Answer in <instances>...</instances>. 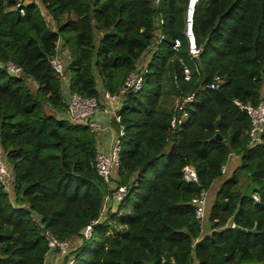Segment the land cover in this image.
Wrapping results in <instances>:
<instances>
[{
  "label": "trees",
  "instance_id": "obj_1",
  "mask_svg": "<svg viewBox=\"0 0 264 264\" xmlns=\"http://www.w3.org/2000/svg\"><path fill=\"white\" fill-rule=\"evenodd\" d=\"M188 1L0 0V159L13 178L9 189L0 184V264H46V230L70 242L64 264H264V144L251 146L250 119L235 104L264 103V0H200L197 58L185 37ZM57 54L65 81L51 66ZM143 57L149 72L119 112L126 136L108 184L96 167L100 134L68 119L64 83L101 102L104 92L119 94ZM193 93L189 118L172 128L178 99ZM237 158L246 189L221 173ZM187 166L198 184L184 181ZM251 186L260 203L245 197ZM216 189L202 229L192 200Z\"/></svg>",
  "mask_w": 264,
  "mask_h": 264
},
{
  "label": "built area",
  "instance_id": "obj_2",
  "mask_svg": "<svg viewBox=\"0 0 264 264\" xmlns=\"http://www.w3.org/2000/svg\"><path fill=\"white\" fill-rule=\"evenodd\" d=\"M200 0H189L187 4V9L185 12V37L187 39L189 47V56L191 58H197L201 49L197 45L196 37L194 34V21L196 8ZM23 3L17 5V10L20 12L21 17L25 16ZM165 40L164 35L160 36L158 44L161 45ZM183 43L180 39H176L172 51L176 55L181 51ZM142 62L138 64V68L133 71L125 80L124 85L120 89L119 94L113 95L110 92H104L102 94L103 100L108 103L111 108L104 107L94 98H86L78 93H69L65 101L66 113L68 119L75 124H82L88 127L91 132L95 134H101L107 131L111 127V122L118 125L117 134L113 137L111 150L109 153L99 151L97 154V171L99 175L105 180L106 183L110 184V177L115 168L120 167L121 164V153L123 140L126 136V127L122 124V117L119 112L123 107L124 101L127 97L140 93L144 87V80L149 72V61L147 57H143ZM179 64L183 69L184 81L190 83L193 79V72L187 66L184 59H179ZM51 66L54 71L56 78L61 81H65V69L62 62L61 56L58 54L52 57ZM9 71L18 74L21 68L9 62L7 64ZM223 79L217 77L213 84L208 88L210 90H215L219 88V85L223 82ZM196 102V94L193 93L188 96H182L177 101V106L179 107V116H175L172 120V128L176 125L182 124L186 121L188 116L187 107ZM235 104L240 107V110L245 112L250 119L251 128L249 131V141L251 146H260L264 144V103H260L258 106H253L251 104H243L239 101H235ZM116 107V109L113 108ZM118 107V109H117ZM110 117V119H109ZM106 118V120H104ZM222 175L228 174V165H224L221 168ZM183 178L187 184H198L199 178L198 174L192 167H185L183 170ZM12 176L9 173L5 163L0 159V184L5 189H9L12 183ZM127 189L126 187H120L113 194V198L118 202L123 201L126 197ZM109 197L105 201L102 214L107 209V202ZM210 193L208 191H202L197 197L192 200V205L195 209V216L198 223L201 225L202 229L205 227L208 206H209ZM251 199L256 203L261 202V198L256 193L252 194ZM102 216V215H101ZM101 216L99 219L92 221L91 224L85 229L84 236L86 240H90L93 234V228L97 226L101 221ZM234 228V226H233ZM44 237L47 241V246L49 249L48 262L46 264H64V261L71 253L72 246L68 241H62L51 231L46 230L44 232ZM54 257H53V256ZM67 264H75L73 258L69 259Z\"/></svg>",
  "mask_w": 264,
  "mask_h": 264
},
{
  "label": "crops",
  "instance_id": "obj_3",
  "mask_svg": "<svg viewBox=\"0 0 264 264\" xmlns=\"http://www.w3.org/2000/svg\"><path fill=\"white\" fill-rule=\"evenodd\" d=\"M69 82V80L68 81H66L65 83H64V87H65V93L66 94H69L70 92L68 91V85L67 84H69L68 83ZM101 105L102 106H104V107H110L111 108V106L108 104V103H106L104 100H103V98H102V100H101ZM113 108L114 109H116V107H114L113 106ZM117 109H118V107H117ZM117 112H120V111H118V110H116ZM109 119H110V117H109ZM104 120H106V118H104ZM117 131H118V125L116 124V123H113V122H111V127L107 130V131H105V132H103V133H101L99 136H98V140H99V151H102V152H105V153H109L110 152V150H111V145H112V140H113V137L117 134ZM217 185V184H216ZM53 256V255H52ZM54 257V256H53Z\"/></svg>",
  "mask_w": 264,
  "mask_h": 264
},
{
  "label": "rangeland",
  "instance_id": "obj_4",
  "mask_svg": "<svg viewBox=\"0 0 264 264\" xmlns=\"http://www.w3.org/2000/svg\"><path fill=\"white\" fill-rule=\"evenodd\" d=\"M27 2L29 0H26ZM48 20V19H47ZM49 22V20H48ZM61 48V47H60ZM61 52V51H60ZM183 58H185V62H187L186 64H188L189 66L190 65V57L188 55H184ZM144 58L141 59L140 62H142ZM66 96H68V94H65ZM263 95H264V92H263ZM264 102V101H263ZM241 163L239 161V159H235L233 162H232V165L231 166H228V175H227V178H232V177H236L239 179L240 181V185H242L244 187V189L247 188V186L249 185V178L246 174V171L241 169ZM217 189L216 190H211L209 193H210V199H212L216 193H217Z\"/></svg>",
  "mask_w": 264,
  "mask_h": 264
},
{
  "label": "water",
  "instance_id": "obj_5",
  "mask_svg": "<svg viewBox=\"0 0 264 264\" xmlns=\"http://www.w3.org/2000/svg\"><path fill=\"white\" fill-rule=\"evenodd\" d=\"M219 123H220V121H218V122L216 123V129L219 128ZM217 138L221 140V137H220L219 135L217 136ZM255 191H257V189H256L254 186H251V187L249 188V190L247 191L245 197H246L247 199H251L252 194H254ZM236 229L239 230L240 228H236ZM243 231L246 232V233H249V234H253V235L257 234V229H256V228L253 229V230H243ZM168 259H170V258L168 257Z\"/></svg>",
  "mask_w": 264,
  "mask_h": 264
}]
</instances>
